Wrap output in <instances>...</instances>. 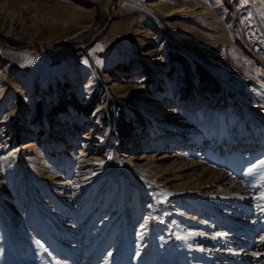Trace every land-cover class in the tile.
Segmentation results:
<instances>
[{"label": "rangeland", "instance_id": "obj_1", "mask_svg": "<svg viewBox=\"0 0 264 264\" xmlns=\"http://www.w3.org/2000/svg\"><path fill=\"white\" fill-rule=\"evenodd\" d=\"M104 2L0 0V21L12 28L9 34L0 31V196L35 237L6 194L19 179L34 211L60 199L65 188L87 184L98 167L84 176L73 165L92 156L111 154L122 169L173 186L184 178V172L166 167L173 155L221 152L222 144L211 146L210 140L222 116L237 119L255 105L264 115V0H111L108 11ZM108 13L110 21L90 45L60 49L88 42ZM28 41L55 52L45 54L38 44L6 45ZM256 119L251 117L248 131ZM165 122L175 123L176 131L160 127ZM198 127L214 136L199 141ZM106 129L87 153L82 142L89 132ZM233 148L251 151L245 142ZM62 179L69 184L59 190ZM135 186L130 181L128 198L139 195L144 211L125 224L141 234L151 222L145 209L152 199ZM168 204L175 222L185 210L172 198ZM9 240L0 208V264H21Z\"/></svg>", "mask_w": 264, "mask_h": 264}, {"label": "bare ground", "instance_id": "obj_2", "mask_svg": "<svg viewBox=\"0 0 264 264\" xmlns=\"http://www.w3.org/2000/svg\"><path fill=\"white\" fill-rule=\"evenodd\" d=\"M0 31L9 34L12 28L0 21ZM251 117L257 118V124L248 131ZM162 126L173 132L177 127L170 122ZM89 133L82 142L87 153L92 139L101 138L107 129L95 136ZM196 133L199 141L214 136L202 127ZM215 134L211 146L220 142V151L228 150L230 155L218 150L203 156L173 155L166 167L184 172V178L173 186H160L135 170L122 169L114 164L111 154L92 156L73 165V170L83 175L98 167L87 184L65 188L63 185L69 183L62 179L58 189L65 188L63 196L50 199L44 209L37 207L34 211L29 206L26 185L19 179L6 194L14 197L36 237L19 226L18 215L0 196V208L10 228L9 248L21 264H117L121 255L125 258L120 264H264V199L260 198L264 194V168L260 165L264 157V115L255 105L244 109L240 118L222 116ZM242 142L251 145L249 153L234 150ZM130 181L137 184L138 194L142 187L152 199L151 207L145 209L151 214V222L141 234L125 224L133 215L140 217L144 209L139 195L128 198ZM169 198L185 210L175 222L170 218ZM132 237L136 243H132Z\"/></svg>", "mask_w": 264, "mask_h": 264}, {"label": "water", "instance_id": "obj_3", "mask_svg": "<svg viewBox=\"0 0 264 264\" xmlns=\"http://www.w3.org/2000/svg\"><path fill=\"white\" fill-rule=\"evenodd\" d=\"M110 1L111 0H105V2H104V6H105V9H106V11H108V7H109V3H110ZM110 19H111V15L108 13V19H107V21L104 23V25H103V27L101 28V29H99L97 32H95L93 35H92V37L90 38V40L88 41V42H86V43H81V44H78V45H75V46H67V45H63V46H61L60 47V49L61 48H75V47H78V48H84V47H86V46H88V45H90L91 44V42H92V40L94 39V37L99 33V32H101L102 30H103V28H105L106 27V25L108 24V22L110 21ZM29 44H38V45H40V48L42 49V51L44 52V53H46V54H50V53H54L55 51H48V50H46V48L40 43V42H37V41H28V42H26V43H24V44H22V45H19V46H12V45H9V44H6L8 47H10V48H14V49H19V48H23V47H25V46H27V45H29Z\"/></svg>", "mask_w": 264, "mask_h": 264}, {"label": "snow or ice", "instance_id": "obj_4", "mask_svg": "<svg viewBox=\"0 0 264 264\" xmlns=\"http://www.w3.org/2000/svg\"><path fill=\"white\" fill-rule=\"evenodd\" d=\"M260 165L261 166H264V160L260 161ZM257 167V165H253V168ZM253 169L250 168L248 171L251 172ZM261 199H264V194L261 195L260 197Z\"/></svg>", "mask_w": 264, "mask_h": 264}, {"label": "trees", "instance_id": "obj_5", "mask_svg": "<svg viewBox=\"0 0 264 264\" xmlns=\"http://www.w3.org/2000/svg\"><path fill=\"white\" fill-rule=\"evenodd\" d=\"M89 104H90V103H89ZM92 106H93V103H91L90 105H88V106H87V109H85V111L89 112L90 109L92 108Z\"/></svg>", "mask_w": 264, "mask_h": 264}]
</instances>
